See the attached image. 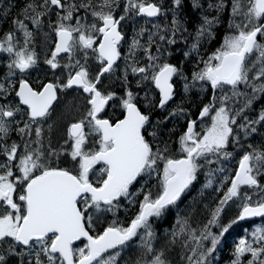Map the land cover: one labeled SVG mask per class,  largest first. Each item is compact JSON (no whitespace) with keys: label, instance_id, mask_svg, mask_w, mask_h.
<instances>
[{"label":"snow or ice","instance_id":"obj_1","mask_svg":"<svg viewBox=\"0 0 264 264\" xmlns=\"http://www.w3.org/2000/svg\"><path fill=\"white\" fill-rule=\"evenodd\" d=\"M4 23L0 264H264V0H0Z\"/></svg>","mask_w":264,"mask_h":264},{"label":"trees","instance_id":"obj_2","mask_svg":"<svg viewBox=\"0 0 264 264\" xmlns=\"http://www.w3.org/2000/svg\"><path fill=\"white\" fill-rule=\"evenodd\" d=\"M184 4L186 5V7L189 5V0H184ZM226 25H227V21H226V18L224 19V22L218 27L217 29V37L215 40H213L211 42V44L208 46L209 49L213 48V47H216L218 46L219 42L221 41L222 39V36L224 34V31H225V28H226ZM4 26L5 25H2L0 26V31H3V30H7V28L4 29ZM174 57L175 59H182V54L180 51H175L174 52ZM264 103V100H261V101H258L257 104H256V107L259 108L261 106V104ZM202 179V178H201ZM197 187H199V185H197ZM187 199V198H186ZM120 216L121 218L124 217V213L121 212L120 213ZM260 222L264 223V220H260ZM255 222H251V223H245L244 224V227L245 228H251L252 224H254ZM168 225L167 224H164L159 230L160 232H163L165 228H167ZM237 231L242 235L243 234V229H237ZM234 239V236H229L228 237V240L229 242L231 243V241ZM229 255H230V251L229 249H225L222 253L218 254V259H219V264H225V261L228 260L229 258Z\"/></svg>","mask_w":264,"mask_h":264},{"label":"flooded vegetation","instance_id":"obj_3","mask_svg":"<svg viewBox=\"0 0 264 264\" xmlns=\"http://www.w3.org/2000/svg\"><path fill=\"white\" fill-rule=\"evenodd\" d=\"M9 2V0H4V3L7 4ZM12 3H15L17 5V7H19L20 3L22 2V0H11ZM15 10H13V14H14ZM4 29L8 28V24L4 23Z\"/></svg>","mask_w":264,"mask_h":264},{"label":"rangeland","instance_id":"obj_4","mask_svg":"<svg viewBox=\"0 0 264 264\" xmlns=\"http://www.w3.org/2000/svg\"><path fill=\"white\" fill-rule=\"evenodd\" d=\"M129 31H130V29H129ZM41 67L43 68L44 66L41 64ZM262 104H264V103H262ZM255 224H264V223H262L260 221H256L254 224H252V226L255 225ZM252 226H251V228H252ZM251 228H247L249 232L251 231Z\"/></svg>","mask_w":264,"mask_h":264},{"label":"water","instance_id":"obj_5","mask_svg":"<svg viewBox=\"0 0 264 264\" xmlns=\"http://www.w3.org/2000/svg\"><path fill=\"white\" fill-rule=\"evenodd\" d=\"M259 219H261V218H252V220L251 221H257V220H259ZM251 221H249V222H251Z\"/></svg>","mask_w":264,"mask_h":264}]
</instances>
